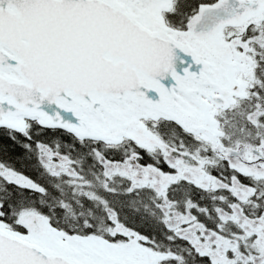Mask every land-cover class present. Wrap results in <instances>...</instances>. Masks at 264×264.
Returning <instances> with one entry per match:
<instances>
[{
  "label": "snow or ice",
  "instance_id": "obj_1",
  "mask_svg": "<svg viewBox=\"0 0 264 264\" xmlns=\"http://www.w3.org/2000/svg\"><path fill=\"white\" fill-rule=\"evenodd\" d=\"M0 264H264V0H0Z\"/></svg>",
  "mask_w": 264,
  "mask_h": 264
}]
</instances>
